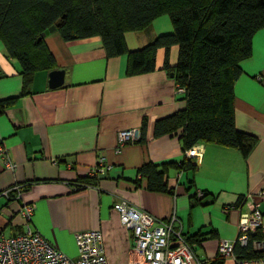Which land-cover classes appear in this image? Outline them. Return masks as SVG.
<instances>
[{"label":"crops","instance_id":"obj_1","mask_svg":"<svg viewBox=\"0 0 264 264\" xmlns=\"http://www.w3.org/2000/svg\"><path fill=\"white\" fill-rule=\"evenodd\" d=\"M172 32L169 17L161 16L148 30L128 33L127 46L142 48ZM44 38L56 59L52 70H65V83L50 89V71H43L24 96L20 64L6 57L0 44V99L18 98L0 115V143L16 163L15 170H8L0 160V231L4 234L12 220L11 234L22 233L18 210L31 204L34 229L71 258L78 257L74 235L98 229L108 264H130L132 233L114 209L126 201L158 221L174 217L173 229L183 237L199 235L201 241H193L192 248L201 264H237L234 257L217 261L218 248L223 240L237 241L247 210L236 204L238 198L264 190V28L255 34L253 54L241 63L243 73L235 84L236 126L257 136V145L247 157L237 149L204 145L195 171L170 168L168 185L174 194L151 191L139 172L145 163L161 167L184 159L177 135L154 137L158 119L186 106L183 91L164 69L166 51H157L155 71L128 76L127 57L108 58L100 37L66 42L52 32ZM178 52V46L170 50L171 67ZM145 118L146 141L119 149L118 133L141 130ZM101 157L111 168L96 176L94 185L77 190ZM17 185L24 188L18 200L1 195ZM197 190L209 193L213 201L191 204ZM254 198L264 214V198ZM228 205L236 207L226 211Z\"/></svg>","mask_w":264,"mask_h":264},{"label":"trees","instance_id":"obj_2","mask_svg":"<svg viewBox=\"0 0 264 264\" xmlns=\"http://www.w3.org/2000/svg\"><path fill=\"white\" fill-rule=\"evenodd\" d=\"M161 16L169 17L173 32L158 36L142 48L129 49L126 35L148 30ZM54 27V33L66 42L100 37L108 58L127 57L128 76L155 71L157 51H166L164 69L177 89L183 90L186 106L158 119L154 137L177 135L184 159L161 167L145 163L139 172L147 178L151 191L174 194V188L168 185L170 168L195 171V159L187 155L194 146L216 144L237 149L247 157L257 145V136L236 126L235 84L243 73L241 63L253 54L255 34L264 28V0H0V44L5 56L20 64V96L29 93L39 73L56 68L54 54L45 38L40 39L43 32ZM173 46H178L179 52L177 64L171 67L169 53ZM17 100L0 99V115ZM147 128L145 118L139 143L146 141ZM96 179L89 175L82 178L77 190L94 185ZM17 186L9 191L10 200L12 196L18 200L24 191ZM249 195L240 196L236 204L246 206ZM191 196L193 205L207 198L213 201L209 193L201 190ZM184 239L191 248L193 241H201L199 235ZM262 239L256 233L250 245L244 247L236 241L234 255L238 259L263 257L264 252L251 248L252 241ZM219 260L224 261L218 254Z\"/></svg>","mask_w":264,"mask_h":264},{"label":"built area","instance_id":"obj_3","mask_svg":"<svg viewBox=\"0 0 264 264\" xmlns=\"http://www.w3.org/2000/svg\"><path fill=\"white\" fill-rule=\"evenodd\" d=\"M140 137V129L121 130L117 135L118 148L129 142L138 141ZM202 153L203 145H197L189 149L187 155L197 159ZM0 160L8 170H15L16 163L3 143H0ZM110 168L105 157H101L90 175H104ZM12 189H18V186L10 190ZM10 190H6L2 195L7 196ZM199 196H202L201 192ZM254 196L264 198V190L249 195L246 202L247 211L241 215L237 241L243 247L250 245L251 236L256 233L264 237V214L260 201L255 200ZM233 207L235 206L228 205L225 210L229 211ZM114 209L119 213L122 223L132 233L130 264H201L181 232L173 229L174 217L169 222L158 221L152 214L138 210L126 201L116 203ZM34 210L35 207L31 204L19 208L18 215L24 230L22 233L0 235V264H108L103 234L100 230L81 231L74 235L78 249V257L74 259L34 229L32 225ZM251 246L255 251L264 252V239L252 241ZM233 248L232 242L223 240L219 243L218 253L223 259L234 257L237 264H264V256L238 259L234 256Z\"/></svg>","mask_w":264,"mask_h":264},{"label":"water","instance_id":"obj_4","mask_svg":"<svg viewBox=\"0 0 264 264\" xmlns=\"http://www.w3.org/2000/svg\"><path fill=\"white\" fill-rule=\"evenodd\" d=\"M56 28H51L50 30H47L46 32H43L41 34L40 39L46 37L52 32H55ZM173 77V74H172ZM65 83V70H52L49 72V80H48V87L50 89H58L62 87Z\"/></svg>","mask_w":264,"mask_h":264},{"label":"rangeland","instance_id":"obj_5","mask_svg":"<svg viewBox=\"0 0 264 264\" xmlns=\"http://www.w3.org/2000/svg\"><path fill=\"white\" fill-rule=\"evenodd\" d=\"M139 140H140V139H139ZM139 140H138V141H135V142H129L128 144L139 143ZM139 144H140V143H139ZM199 158H200V156L197 157V159H199ZM261 211H262V209H261ZM12 227H13L12 225H8L4 234H6V235L11 234L12 229L15 228V227H13V228H12Z\"/></svg>","mask_w":264,"mask_h":264},{"label":"clouds","instance_id":"obj_6","mask_svg":"<svg viewBox=\"0 0 264 264\" xmlns=\"http://www.w3.org/2000/svg\"><path fill=\"white\" fill-rule=\"evenodd\" d=\"M117 147H118V144H117ZM195 159V158H194ZM238 236H239V233H238ZM46 238V237H45ZM237 240H238V238H237ZM51 242V241H50ZM234 253V252H233ZM219 254V253H218ZM220 256V255H219ZM235 256V255H234ZM225 260V259H224Z\"/></svg>","mask_w":264,"mask_h":264},{"label":"bare ground","instance_id":"obj_7","mask_svg":"<svg viewBox=\"0 0 264 264\" xmlns=\"http://www.w3.org/2000/svg\"><path fill=\"white\" fill-rule=\"evenodd\" d=\"M92 176V175H91ZM94 176H97V175H94Z\"/></svg>","mask_w":264,"mask_h":264}]
</instances>
